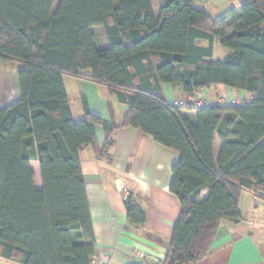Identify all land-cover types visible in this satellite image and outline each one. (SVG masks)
Returning <instances> with one entry per match:
<instances>
[{"label": "trees", "instance_id": "16d2710c", "mask_svg": "<svg viewBox=\"0 0 264 264\" xmlns=\"http://www.w3.org/2000/svg\"><path fill=\"white\" fill-rule=\"evenodd\" d=\"M158 1L156 18L150 0H0V61L21 66L20 98L0 109V259L92 264L97 247L79 151L93 144L95 126L105 133L99 155L127 127L178 154L169 190L181 212L161 264L205 258L220 224L239 223L243 192L264 201V0H246L217 20L193 0ZM97 27L107 48L95 45ZM215 42L229 51L223 60H212ZM64 76L105 87L126 107L121 123L86 108L74 121ZM162 84L189 98L222 85L252 99L195 108L191 123L160 96ZM125 207L129 221L144 222L130 196Z\"/></svg>", "mask_w": 264, "mask_h": 264}, {"label": "crops", "instance_id": "0c3cea01", "mask_svg": "<svg viewBox=\"0 0 264 264\" xmlns=\"http://www.w3.org/2000/svg\"><path fill=\"white\" fill-rule=\"evenodd\" d=\"M151 2V0H150ZM154 16L158 11L153 8ZM107 39L95 45L104 48ZM203 47L207 46L202 42ZM215 43L213 44L212 60ZM21 66L0 61V109L20 98L18 72ZM63 87L74 121L84 118V108L100 119L119 125L126 107L110 96L103 86L64 76ZM160 96L170 105L180 108L189 122L196 120L194 103L197 95L212 105L240 106L252 99L250 94L222 85L200 89L193 98L179 88L162 84ZM223 101V103H220ZM185 103L186 106H180ZM94 142L79 151L85 195L95 237L97 256L106 264H160L171 244L172 230L181 212L180 203L169 188L171 168L178 154L156 143L152 137L131 127L122 128L112 135V145L104 155L97 154L105 142L102 127L95 126ZM221 142L215 140L213 154L216 159ZM34 186L41 189L38 164L30 163ZM123 192L144 214L143 223L129 221ZM207 191L201 194L206 199ZM264 197V195H262ZM240 221L220 224L218 235L205 258L195 264H264V201L243 192L238 203ZM142 253L144 260L137 259Z\"/></svg>", "mask_w": 264, "mask_h": 264}, {"label": "rangeland", "instance_id": "374dc122", "mask_svg": "<svg viewBox=\"0 0 264 264\" xmlns=\"http://www.w3.org/2000/svg\"><path fill=\"white\" fill-rule=\"evenodd\" d=\"M153 8L155 10L159 7L158 0H151ZM246 0H193V5L199 9L205 11L212 19L217 20L224 16H226L231 10L237 12L239 7L243 5ZM96 42L100 44L104 38V30L101 27H97L93 29ZM108 44L106 43L104 48H107ZM229 53V51L223 47H221L218 42H215V53L214 58L220 59ZM0 264H16L10 261L0 259Z\"/></svg>", "mask_w": 264, "mask_h": 264}, {"label": "built area", "instance_id": "2783aa9c", "mask_svg": "<svg viewBox=\"0 0 264 264\" xmlns=\"http://www.w3.org/2000/svg\"><path fill=\"white\" fill-rule=\"evenodd\" d=\"M220 103H223V101H221ZM210 105V103L209 102H207V101H204L202 98H201V96H199V94L197 95V99H196V101H195V103H194V106L196 107V108H198V107H203V106H209ZM180 106H186V104L185 103H181L180 104ZM122 198H123V200H124V202L128 199V194H126V192H123V194H122ZM137 259H140V260H144L145 259V256H144V254H142V253H138L137 254ZM106 260L105 259H103L102 257H99V256H94L93 258H92V264H106ZM161 264V263H160Z\"/></svg>", "mask_w": 264, "mask_h": 264}]
</instances>
